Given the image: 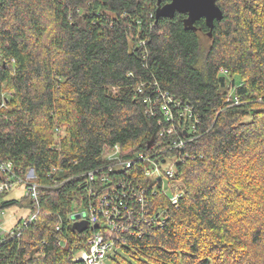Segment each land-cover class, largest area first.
<instances>
[{"label": "trees", "instance_id": "16d2710c", "mask_svg": "<svg viewBox=\"0 0 264 264\" xmlns=\"http://www.w3.org/2000/svg\"><path fill=\"white\" fill-rule=\"evenodd\" d=\"M216 3L211 29L203 18L186 29L185 14L156 20L157 0H0V162L32 168L39 185L36 197L22 183L0 194L23 186L0 200V216L23 212L0 233V264H84L74 255L97 227L77 232L71 219L90 201L89 174L96 196L146 181L139 161L108 170L116 144L124 159H166L174 175L148 192L161 223L134 219L141 232L121 236L109 264H264V0ZM142 82L180 101L176 115L185 105L196 115L194 129L174 120L183 146L158 135L170 123L134 96Z\"/></svg>", "mask_w": 264, "mask_h": 264}, {"label": "built area", "instance_id": "2783aa9c", "mask_svg": "<svg viewBox=\"0 0 264 264\" xmlns=\"http://www.w3.org/2000/svg\"><path fill=\"white\" fill-rule=\"evenodd\" d=\"M143 44V42H141ZM146 82L139 83L134 88V96L141 95L146 103V112L152 115H156L157 111L160 113L166 122L170 124L160 128L158 135L165 137L172 134V146L181 147L186 142L184 138L179 135V131L175 130L174 120L182 117L187 121V127L194 129L198 119L195 114H192L188 105H185L177 115L174 112V108L181 106L180 101H177L166 90L159 89L156 83H149L148 90L151 86H155L150 92H146ZM171 146V147H172ZM162 154V150L160 151ZM104 160L108 163V170H121L129 168L134 161L144 163V177L143 179H126L117 180L114 184L105 188L104 192L96 196V191L93 182L94 173H90L89 185L87 187V194L90 199L87 208L80 213V217L77 219H71L72 223L78 220H85L88 227H97L96 230L90 232L87 239V248L79 249L75 255L74 260L82 261L84 264H104L110 255L114 254L117 250L115 242L122 240L121 236L124 234L135 235L140 233L141 230H135L136 225L130 226L132 221H136L142 225L144 223L160 224L161 219L149 211L148 207V192L152 195L158 188L163 189L161 184H164L163 176L172 178L174 171L168 166L169 161L166 159L164 162L156 158L145 156L142 152L135 154L133 158L124 159L120 155V147L118 144L107 149L104 154ZM141 163V164H142ZM167 164V168L162 170L161 165ZM10 161L0 162V173L2 179L0 180V194L7 192L18 183H22L25 186L26 195L36 197L38 195V184L35 181V175L32 171V175L29 174L27 169L24 175H17L16 171L12 167ZM19 172H21L19 170ZM103 182L98 186V190H101L110 183L108 177H103ZM172 182L179 181L174 179ZM176 184H170L171 194L165 193L169 196V202L176 204L180 196L179 188L175 187ZM179 187V186H177ZM136 206V209L134 208ZM163 222V221H162ZM102 226V228H100ZM134 227V228H132ZM86 228V229H87ZM109 230L115 233L114 236L105 238L101 233L102 230ZM4 232L0 224V233ZM13 234V232H10Z\"/></svg>", "mask_w": 264, "mask_h": 264}, {"label": "water", "instance_id": "95a60500", "mask_svg": "<svg viewBox=\"0 0 264 264\" xmlns=\"http://www.w3.org/2000/svg\"><path fill=\"white\" fill-rule=\"evenodd\" d=\"M176 13L185 14L183 25L186 29H194V22L203 18L207 27L210 29L213 26L214 20H220L223 16L222 10L217 5L216 0H170L162 3V0H157L155 9V19L160 17L172 18ZM209 35H211L209 33ZM153 138L149 140L147 146L151 147ZM164 161V160H162ZM80 217V213H75L73 218ZM72 227L77 232H82L87 227L85 220L74 221Z\"/></svg>", "mask_w": 264, "mask_h": 264}, {"label": "rangeland", "instance_id": "374dc122", "mask_svg": "<svg viewBox=\"0 0 264 264\" xmlns=\"http://www.w3.org/2000/svg\"><path fill=\"white\" fill-rule=\"evenodd\" d=\"M203 43H204L205 46L208 45V41L205 40V39L203 40ZM167 167H168L167 164L161 165V169L162 170L166 169ZM32 171H33L32 169L29 170V174L30 175H32ZM163 181H164L165 185L167 186L168 185V178L166 176L163 177ZM171 184H176L175 187L176 188H180V187H177V186H179L180 182H179L178 185H177L176 182H172ZM17 187H19L21 190L19 188H17ZM17 187H15L16 189L14 188L13 190L9 191L7 194L2 195V197H0V200H2V199H11V198H13V199L19 198L22 195L23 186L22 185H18ZM167 193L171 194V189L169 187H167ZM73 206H74V208L78 209L77 211H82L84 209L83 206L79 207L76 203H73ZM21 215H23V212L16 211L15 208H13V207H11L9 209H6L4 211V214L0 216V220L2 219L4 221H6L5 224H4V222H2V229H4V231L9 230L10 227L15 222L16 218H18ZM107 264H109V259L107 260Z\"/></svg>", "mask_w": 264, "mask_h": 264}, {"label": "bare ground", "instance_id": "6f19581e", "mask_svg": "<svg viewBox=\"0 0 264 264\" xmlns=\"http://www.w3.org/2000/svg\"><path fill=\"white\" fill-rule=\"evenodd\" d=\"M182 126V125H181ZM180 128H182V127H180ZM178 131V130H177ZM32 169V168H31ZM89 181H91V179H90V176H89Z\"/></svg>", "mask_w": 264, "mask_h": 264}, {"label": "flooded vegetation", "instance_id": "af4514ba", "mask_svg": "<svg viewBox=\"0 0 264 264\" xmlns=\"http://www.w3.org/2000/svg\"><path fill=\"white\" fill-rule=\"evenodd\" d=\"M170 1V0H169ZM168 2V1H167Z\"/></svg>", "mask_w": 264, "mask_h": 264}, {"label": "clouds", "instance_id": "9594fccd", "mask_svg": "<svg viewBox=\"0 0 264 264\" xmlns=\"http://www.w3.org/2000/svg\"><path fill=\"white\" fill-rule=\"evenodd\" d=\"M73 224V223H72Z\"/></svg>", "mask_w": 264, "mask_h": 264}]
</instances>
